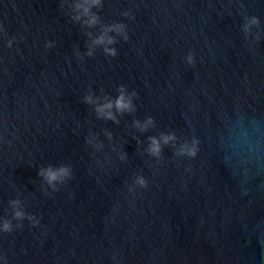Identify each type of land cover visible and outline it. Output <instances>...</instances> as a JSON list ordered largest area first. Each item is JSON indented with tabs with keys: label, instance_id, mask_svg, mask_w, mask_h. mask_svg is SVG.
<instances>
[{
	"label": "water",
	"instance_id": "water-1",
	"mask_svg": "<svg viewBox=\"0 0 264 264\" xmlns=\"http://www.w3.org/2000/svg\"><path fill=\"white\" fill-rule=\"evenodd\" d=\"M0 256L264 264V0H0Z\"/></svg>",
	"mask_w": 264,
	"mask_h": 264
},
{
	"label": "clouds",
	"instance_id": "clouds-1",
	"mask_svg": "<svg viewBox=\"0 0 264 264\" xmlns=\"http://www.w3.org/2000/svg\"><path fill=\"white\" fill-rule=\"evenodd\" d=\"M92 3H99V0H92ZM78 8L80 7H83L84 8V13H88L89 11V8L87 6H84V5H77ZM87 23H95L96 22V19L95 17H93L91 20L89 21H86ZM123 30V25H117L116 26V31H122ZM125 39H128V36L127 34H125L124 36ZM108 42L111 43L112 42V38L111 37H108ZM105 40V36L104 35H101L97 38L96 40V43H101ZM108 51L112 52L113 54H115V49H108ZM91 54V53H89ZM189 60L191 61V57H189ZM90 102L92 100L91 97H88L87 98ZM113 107V102L112 101H109L108 103H105L101 106H98L97 107V111L104 114L107 118H111V119H115V117L113 116V113L111 111H105L106 109H111ZM115 107L118 111H125V110H132L133 108V104H132V100H131V97L130 96H126L124 91H123V87L121 89V94L117 97V99L115 100ZM151 123V118H149L148 121L145 122V124L143 125V127H147L148 124ZM151 145H150V151L153 153V154H159L160 152V141L155 138V137H151ZM164 139V142H168L169 140L173 139V137L171 136H164L163 137ZM187 151L189 155H195V148H188V149H181V151ZM68 169L67 168H60V169H57V170H53L51 168L49 169H42L41 170V175H45L48 180L51 182V181H54V180H57L59 178H61L62 176H66L68 175ZM141 184L144 183L143 179H141L139 181ZM16 215L19 217V216H22L23 213L20 212V211H17L16 212ZM11 227V225L9 224V222L5 221L2 225V229L4 231H7L9 230ZM0 264H6V260L3 256H0Z\"/></svg>",
	"mask_w": 264,
	"mask_h": 264
}]
</instances>
